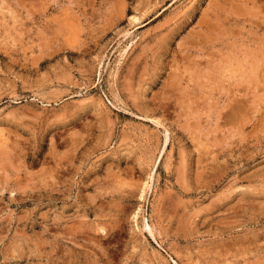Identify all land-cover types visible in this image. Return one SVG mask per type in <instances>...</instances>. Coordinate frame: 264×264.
<instances>
[{
	"label": "rangeland",
	"instance_id": "obj_1",
	"mask_svg": "<svg viewBox=\"0 0 264 264\" xmlns=\"http://www.w3.org/2000/svg\"><path fill=\"white\" fill-rule=\"evenodd\" d=\"M0 264H264V0H0Z\"/></svg>",
	"mask_w": 264,
	"mask_h": 264
},
{
	"label": "bare ground",
	"instance_id": "obj_2",
	"mask_svg": "<svg viewBox=\"0 0 264 264\" xmlns=\"http://www.w3.org/2000/svg\"><path fill=\"white\" fill-rule=\"evenodd\" d=\"M186 85H187V84H186ZM185 88H186V87H185ZM185 88H184V89H185ZM2 145H4V143H3Z\"/></svg>",
	"mask_w": 264,
	"mask_h": 264
}]
</instances>
